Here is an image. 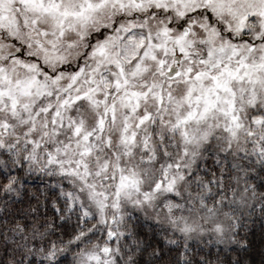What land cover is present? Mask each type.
Instances as JSON below:
<instances>
[{"label":"rangeland","instance_id":"1","mask_svg":"<svg viewBox=\"0 0 264 264\" xmlns=\"http://www.w3.org/2000/svg\"><path fill=\"white\" fill-rule=\"evenodd\" d=\"M261 33L264 0H0V151L106 233L136 216L226 243L233 221L189 181L227 166L240 187L239 159L264 156ZM116 242L80 263L115 264Z\"/></svg>","mask_w":264,"mask_h":264},{"label":"trees","instance_id":"2","mask_svg":"<svg viewBox=\"0 0 264 264\" xmlns=\"http://www.w3.org/2000/svg\"><path fill=\"white\" fill-rule=\"evenodd\" d=\"M253 152L239 159L245 172L240 187V172L227 166L202 170L198 183L189 181V190L205 197V208L233 221L229 241L184 244L136 216L112 221L106 233L66 197L54 174L29 173L28 157L0 151V264H81L86 248L106 240L117 241L115 264H264V156Z\"/></svg>","mask_w":264,"mask_h":264},{"label":"flooded vegetation","instance_id":"3","mask_svg":"<svg viewBox=\"0 0 264 264\" xmlns=\"http://www.w3.org/2000/svg\"><path fill=\"white\" fill-rule=\"evenodd\" d=\"M203 8H204V7L201 6L200 9H203ZM206 18H207V19H211V16H210L209 13H207ZM216 22H217V25H218L219 29H220V30L222 29L223 32H225V31H224V28L219 26V21H215V20H214V21H213V24L215 25ZM225 33H226L227 35L231 36V35H230V33H231L230 31H226ZM248 43H249V44H252V45H256L257 43H259V44L264 43V34L261 33V36H260L257 40H253V41H251V42L248 41ZM178 60H179V59H177V61H178ZM171 68H175V67L173 66V67H171ZM175 69H176V68H175ZM176 72H177V69H176Z\"/></svg>","mask_w":264,"mask_h":264},{"label":"water","instance_id":"4","mask_svg":"<svg viewBox=\"0 0 264 264\" xmlns=\"http://www.w3.org/2000/svg\"><path fill=\"white\" fill-rule=\"evenodd\" d=\"M176 73V69L172 68L171 71L168 73V77L173 76Z\"/></svg>","mask_w":264,"mask_h":264},{"label":"bare ground","instance_id":"5","mask_svg":"<svg viewBox=\"0 0 264 264\" xmlns=\"http://www.w3.org/2000/svg\"><path fill=\"white\" fill-rule=\"evenodd\" d=\"M226 32V31H225ZM216 49V48H215ZM217 52V51H216Z\"/></svg>","mask_w":264,"mask_h":264}]
</instances>
